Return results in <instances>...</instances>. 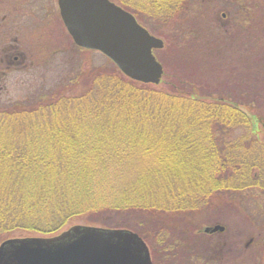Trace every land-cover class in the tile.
Masks as SVG:
<instances>
[{
    "label": "trees",
    "instance_id": "16d2710c",
    "mask_svg": "<svg viewBox=\"0 0 264 264\" xmlns=\"http://www.w3.org/2000/svg\"><path fill=\"white\" fill-rule=\"evenodd\" d=\"M112 1L138 22L139 11L172 19L189 10L187 0ZM111 69L73 95L2 101L0 87V235L60 232L74 216L112 210H139L136 220L196 210L216 193L264 186V143L253 132L263 115L190 80L163 86ZM122 227L141 236L138 225Z\"/></svg>",
    "mask_w": 264,
    "mask_h": 264
},
{
    "label": "rangeland",
    "instance_id": "374dc122",
    "mask_svg": "<svg viewBox=\"0 0 264 264\" xmlns=\"http://www.w3.org/2000/svg\"><path fill=\"white\" fill-rule=\"evenodd\" d=\"M186 3L188 15L172 19L138 12L139 22L163 41L161 48L153 50L163 67L161 84L190 80L200 93L227 95L264 116V0ZM74 45L60 18L57 0H0V87L5 89L1 100L35 99L53 89L73 95L92 81H100L103 74H112L111 67L116 65L104 54ZM253 132L264 143L261 120ZM136 212L139 210L81 214L61 231L74 224L104 227L89 223L95 219L120 228L138 225L152 264H264L263 185L216 193L196 210L145 211L139 220ZM214 225L223 230L204 231ZM58 233L16 229L1 234L0 243L8 238Z\"/></svg>",
    "mask_w": 264,
    "mask_h": 264
},
{
    "label": "water",
    "instance_id": "95a60500",
    "mask_svg": "<svg viewBox=\"0 0 264 264\" xmlns=\"http://www.w3.org/2000/svg\"><path fill=\"white\" fill-rule=\"evenodd\" d=\"M61 20L75 45L96 50L133 80L157 84L162 65L152 53L161 38L110 0H57ZM222 230L216 225L212 230ZM0 264H152L144 240L126 228L74 224L49 237L8 238Z\"/></svg>",
    "mask_w": 264,
    "mask_h": 264
},
{
    "label": "flooded vegetation",
    "instance_id": "af4514ba",
    "mask_svg": "<svg viewBox=\"0 0 264 264\" xmlns=\"http://www.w3.org/2000/svg\"><path fill=\"white\" fill-rule=\"evenodd\" d=\"M215 226V225H214ZM214 226H212V227H206V228H204V231H207V232H209V233H212V232H215L216 230H212V228L214 227ZM217 230H219V231H222V230H220V229H217ZM149 248V247H148ZM193 251H194V254H196V250H195V248L193 247V249H192ZM149 253H150V250H149ZM151 254V253H150ZM151 256V255H150ZM152 260V259H151ZM152 263V262H151Z\"/></svg>",
    "mask_w": 264,
    "mask_h": 264
}]
</instances>
